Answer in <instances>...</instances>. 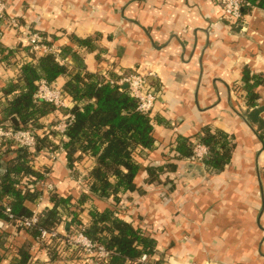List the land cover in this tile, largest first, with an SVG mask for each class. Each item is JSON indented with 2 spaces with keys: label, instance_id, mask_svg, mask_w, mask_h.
Instances as JSON below:
<instances>
[{
  "label": "crops",
  "instance_id": "1",
  "mask_svg": "<svg viewBox=\"0 0 264 264\" xmlns=\"http://www.w3.org/2000/svg\"><path fill=\"white\" fill-rule=\"evenodd\" d=\"M5 1L8 16L23 28L41 31L60 50L69 73L100 78L108 72L115 78L152 71L158 84L150 114L157 147L137 150L141 168L135 181L142 193L123 195L125 207L112 197H96L81 182L95 160L82 158L69 167L63 147L51 181L54 195L70 203L59 206L57 229L69 232L77 224L69 222L75 211L89 225L91 213L118 208L125 222L139 225L156 241L149 264H264V146L248 118L252 109L242 89L245 69L264 79V10L251 9L244 29L224 16L215 0ZM20 39L18 30L1 22V124L8 122L10 99L17 93L10 86L30 59L25 51L17 52ZM79 39L92 43L81 45ZM67 81L61 76L54 85L64 91ZM257 93L264 120V82ZM66 103L69 111L53 107L40 124L54 128L72 111L74 102L67 95ZM208 126L234 138L231 164L218 174L179 159L175 149L179 137L194 140ZM170 163L176 171L165 170L161 183L148 182V166ZM50 197L41 211L52 207ZM36 200L24 206L32 212ZM0 264L83 263L79 254L55 241L42 242L32 231L6 225L0 228Z\"/></svg>",
  "mask_w": 264,
  "mask_h": 264
},
{
  "label": "trees",
  "instance_id": "2",
  "mask_svg": "<svg viewBox=\"0 0 264 264\" xmlns=\"http://www.w3.org/2000/svg\"><path fill=\"white\" fill-rule=\"evenodd\" d=\"M244 3L242 9L244 18L251 9L264 10V0H244ZM3 21L5 20L0 18V25ZM236 25L239 26L240 23L236 22ZM79 43L90 46L92 39H79ZM16 50L25 51L30 59L21 65L18 79L10 86L11 88L9 87L17 93L10 99L6 113L9 118L5 123L15 129L33 126L38 132H42L38 135L37 149L33 152L28 149H11V145L2 152L0 148V228L3 229L6 225L15 227L13 220L3 214L4 205L12 208L14 219L32 214L24 206V202L35 201L41 192L40 187L36 180L32 183L25 181L23 185L20 184V180L27 176L40 180L44 170L49 166L42 161L39 154L42 150L53 147L50 138L54 132L51 126L40 124L39 120L53 107L46 103H35L33 99L37 90L36 83L41 79L54 85L59 77H67L63 92L73 99L74 121L68 128L63 147L69 167L82 158L95 160L96 166L84 177L91 194L103 200L112 197L118 205L123 195L132 192L142 193L135 181L141 168L137 161V150H153L157 147L150 114L146 115L137 110V101L124 87L120 89L102 83L97 75L90 73H69L67 67L57 62L53 55L30 53L28 47L20 44ZM242 82V89L246 93V105L252 109L248 118L257 126L258 136L264 146V120L260 118L261 110L257 106L259 98L257 88L264 79L252 75L249 69H245ZM194 139L210 149V156L204 162L208 174H218L229 167L235 148L233 135L208 126ZM175 147L179 159H189L193 156L194 140L179 137ZM36 157L43 163L38 165V162H35ZM165 170L176 171L177 165L170 163L161 167L148 166V182L161 183L160 177ZM50 199L52 207L40 211V224L34 229L26 230L32 231L38 240L41 228L48 230L57 228L61 216L58 212L59 206H67L70 203V200L55 195ZM83 199H86V196H83ZM121 215L118 208L104 214L93 212L91 222L85 225L79 221V214L75 211L69 222L72 226L77 223L75 227H85V234L90 239L113 252L108 264H137L136 260L143 253L153 254L156 241L146 236L144 229L139 225L134 227L125 222Z\"/></svg>",
  "mask_w": 264,
  "mask_h": 264
},
{
  "label": "built area",
  "instance_id": "3",
  "mask_svg": "<svg viewBox=\"0 0 264 264\" xmlns=\"http://www.w3.org/2000/svg\"><path fill=\"white\" fill-rule=\"evenodd\" d=\"M215 2L216 6L221 9L224 16L234 19L245 29V18L242 15V9L245 4L244 0H215ZM246 5L248 4L246 3ZM7 8V2L5 0H0V18L4 19L10 27L21 33V44L28 47L30 49V53H36L38 55H53L56 61L62 64L63 61L60 50L49 44L48 38L44 36L41 31L31 27H21L16 18L7 15ZM99 80L102 83H107L113 87L117 86L120 89L125 85H128L127 90L129 91L131 97L137 101V110L139 112L147 115L151 114V112L155 109L159 92L154 72L148 71L134 74H120L115 78L111 77L108 72H103ZM36 86L37 90L33 97L35 103H46L55 109L69 111L66 103V94L61 89L48 83L45 79L39 80L36 83ZM73 121L74 115L72 111L65 112L62 120L58 122L54 128H52V130L56 133L55 137L52 136L50 138V142L53 143L54 148L52 147L42 150L39 154V156L43 154V156H45L50 162L48 164V169L43 172L42 179L38 180L37 178L27 176L25 179L20 180L21 185H23L25 181H30L32 183L36 180V184L40 187L41 192L34 203L32 214L20 219H14L15 217L12 208L9 205H4L2 209L3 214L10 220H13L16 228L31 230L40 224V211L43 206L44 199L48 196L54 195L56 191V186L54 182L51 181V177L53 169L60 160V154L63 152V144L61 141L67 139V131ZM41 132H38V130L33 126L15 129L8 123H3L0 125V147L2 149H6L9 145H11V148L28 149L33 152L37 149L38 135ZM208 156H210L209 147L197 139H194L193 156L188 159L189 162L198 164L205 171L204 162ZM35 162H38L39 165L41 163L40 158L36 157ZM81 182L84 187H87L84 179H82ZM126 205L127 203H125L123 199H120L118 207H125ZM40 241H55L56 243L67 247L71 251L79 254L83 264H106L113 255V252L108 250L105 246L90 239L85 234V227L83 226H74L71 232L63 233H61L57 228L53 230L41 228ZM150 260V254L143 253L137 259L136 263L149 264ZM190 264L198 263L193 262Z\"/></svg>",
  "mask_w": 264,
  "mask_h": 264
},
{
  "label": "water",
  "instance_id": "4",
  "mask_svg": "<svg viewBox=\"0 0 264 264\" xmlns=\"http://www.w3.org/2000/svg\"><path fill=\"white\" fill-rule=\"evenodd\" d=\"M124 88L127 89V88H128V85H125ZM245 121H246V120H245ZM202 174H203V172H202Z\"/></svg>",
  "mask_w": 264,
  "mask_h": 264
}]
</instances>
